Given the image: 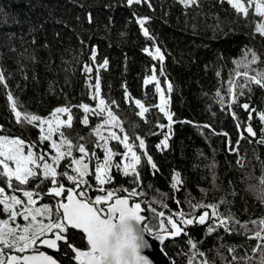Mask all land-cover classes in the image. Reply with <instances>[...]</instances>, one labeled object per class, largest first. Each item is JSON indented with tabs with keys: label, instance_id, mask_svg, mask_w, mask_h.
<instances>
[{
	"label": "trees",
	"instance_id": "16d2710c",
	"mask_svg": "<svg viewBox=\"0 0 264 264\" xmlns=\"http://www.w3.org/2000/svg\"><path fill=\"white\" fill-rule=\"evenodd\" d=\"M151 3L152 8L146 4L129 7L126 0H0V71L9 85L7 89L0 85V134L38 142L40 133L35 127L15 122L7 99L11 91L23 109L41 117H47L57 107H71L73 126L62 131L74 141L78 137L94 140L92 131L100 118L89 114V124L85 126L81 123L85 114L75 106L84 103L95 107L88 85L95 82L97 64L107 59V69L99 71L101 95L117 102L118 108L112 106L114 114L130 137L138 135L145 139L147 152L159 169L153 173L144 158L140 169L144 186L151 185L153 190L174 195L181 201L191 197L193 202H212L224 197L229 204L221 205V211L230 212L241 221L264 217V186L259 184L264 177V146L243 141L240 152L244 166L240 167L236 164L237 157L227 149L228 137L203 127L211 125L216 132H226L236 141L237 121L230 111L222 110L216 92L227 88L226 81L235 68L233 60L240 57L245 46L264 57V37L254 35L247 20L237 17L227 4L220 5L217 0H202L198 9H185L177 0H151ZM89 13L94 17L93 23L88 22ZM140 17H150L144 26L154 39L143 35ZM155 46L165 54V76H160V62L144 51L154 50ZM93 51L95 62L90 58ZM85 64L92 67L90 74L83 71ZM153 65L161 87L166 90L169 82L173 86L171 93H167L169 109L174 114L173 120L180 121L172 125L169 146L163 151L157 145L168 129L161 130L155 125L157 122L167 125L168 121L154 107L159 101L154 85L147 88L143 85ZM261 66L264 65H257ZM125 86L132 98L141 99L149 107L145 118H140L136 114L139 109L126 100ZM252 89L251 103L264 110V89L255 85ZM247 98L240 97V102ZM233 107L240 120L245 121L248 114ZM251 123L258 132L262 129L258 118ZM110 145L118 152L124 151L115 141ZM40 147L50 151L47 142ZM65 163H61V169ZM176 172L183 181L179 192L171 188V178ZM112 175L113 183L105 185L106 188L133 187L130 178L116 169ZM87 179L96 186L93 176ZM65 186L71 185L65 182ZM89 195L96 192L90 191ZM149 195L158 196L152 190ZM166 202L170 209H177L173 199ZM41 203L53 204V199L46 197ZM184 207L187 208L186 202ZM206 227L195 225L188 231L194 240L203 241L200 247L215 258L216 264H222L215 255L221 243L217 235H224L228 243L246 242L243 236H228L222 231L208 236ZM71 238L83 246L79 233H72ZM186 240L187 237L181 236L167 241V253L174 256L177 250L186 248ZM65 251L71 256L69 250ZM162 251L168 258L164 246ZM55 258L62 264L71 263L63 252ZM177 260L185 264L183 257Z\"/></svg>",
	"mask_w": 264,
	"mask_h": 264
},
{
	"label": "snow or ice",
	"instance_id": "6c2138e0",
	"mask_svg": "<svg viewBox=\"0 0 264 264\" xmlns=\"http://www.w3.org/2000/svg\"><path fill=\"white\" fill-rule=\"evenodd\" d=\"M177 2L185 9H198L202 6V0ZM217 3L227 4L237 17L247 20L253 26L254 35L264 37V0H217ZM126 4L129 7L133 4L153 7L151 0H126ZM149 19L140 17L138 23L143 35L154 39L144 26ZM88 22H94L91 13L88 14ZM144 51L153 60L160 62V76H165V54L161 48L155 46L154 50L145 48ZM90 58L96 61L95 51ZM233 64L235 68L226 81L227 88L217 91L216 97L222 110L230 111L237 121L238 138L233 142L228 133H218L208 124L203 127L213 134L228 137L227 149L237 157L236 164L243 167L241 143L247 140L248 143L264 146V110H259L251 103L252 86L264 89V66L257 67L264 65V57L245 46ZM107 67V59L97 64L95 82L90 81L88 85L92 91L91 99L97 102L96 106L93 108L84 103L75 106L83 110L85 115L81 123L85 126L89 124V114L100 118L101 122L94 127V140L78 137L74 141L62 131L64 127L70 129L73 126L71 107H57L45 118L23 109L11 91L7 93L15 122L32 125L39 129L40 134L38 142L0 134V264H62L52 255L41 251V247L63 252L72 264H153L145 252L151 250L156 241L164 246L170 264H179L177 257H183L185 264H216L215 258L209 257L200 247L203 241L194 240L190 235L188 229L195 225H206L208 236L222 231L228 236L239 235L245 238V243L235 244L228 243L224 235H217L221 243L215 255L222 264H264V217L241 221L232 213L221 211V205L229 204L224 197L212 202H193L191 197L181 201L174 195L153 190L151 185L144 186L140 171L144 158L153 173L159 169L147 152L145 139L138 135L130 137L114 114L112 106L118 108L117 102L101 95L99 71ZM82 68L85 73L93 71L87 64ZM0 85L6 89L9 87L3 71H0ZM143 85L145 88L154 85L155 92L159 94V103L154 107L168 121L167 125L159 122L155 125L161 130L166 127L168 129L157 145L163 151L169 146L172 125L180 122L173 120L174 114L169 109L170 97L165 96V91L171 93L173 86L169 82L166 90L161 87L155 65L151 67L150 75L144 78ZM242 96L248 97L243 103L240 102ZM125 98L139 109L136 114L145 118L149 107L141 99L132 98L126 86ZM234 105L248 114L245 121L240 120ZM254 118L261 122L262 129L259 132L251 123ZM116 128L123 135L113 130ZM102 129L107 131V135L103 134ZM81 140L87 143H80ZM111 141L121 145L124 151L118 152L110 145ZM45 142L50 151L40 147ZM88 144H91V148ZM96 149L103 152L102 158ZM74 152L79 155H74ZM117 156L120 157L118 161L115 160ZM65 161L61 169V163ZM113 169L129 177L133 187L106 188L105 185L113 183ZM89 176H94L95 187L87 179ZM171 180V188L179 192L183 186L180 173L176 172ZM65 182L71 186L66 187ZM259 184L264 186V177L260 178ZM149 190L158 196L149 195ZM90 191L97 194L90 196ZM46 197L55 199V204L41 203ZM168 199H173L177 209L169 208L166 202ZM185 202L187 208L184 207ZM70 229L79 230L83 234L85 247L73 242ZM181 236L187 237V247L177 250L174 256L167 253L166 242ZM253 240L255 244L247 243ZM60 242H63V246ZM65 249L73 255L69 256Z\"/></svg>",
	"mask_w": 264,
	"mask_h": 264
},
{
	"label": "water",
	"instance_id": "95a60500",
	"mask_svg": "<svg viewBox=\"0 0 264 264\" xmlns=\"http://www.w3.org/2000/svg\"><path fill=\"white\" fill-rule=\"evenodd\" d=\"M71 230L80 233L79 230H75V229H71ZM80 234L83 236L82 233ZM84 242L86 243L85 240ZM41 249L54 252L53 250L47 249L46 247H41ZM145 254L149 256L153 264H170V261L162 251V245H160L158 241L155 242V246L151 250H146Z\"/></svg>",
	"mask_w": 264,
	"mask_h": 264
},
{
	"label": "rangeland",
	"instance_id": "374dc122",
	"mask_svg": "<svg viewBox=\"0 0 264 264\" xmlns=\"http://www.w3.org/2000/svg\"><path fill=\"white\" fill-rule=\"evenodd\" d=\"M167 93H168V92L166 91V94H165L166 98H167ZM158 95H159V94H158ZM96 103H97V102H96ZM158 103H159V101H158ZM95 106H96V105H95ZM93 108H94V107H93ZM81 110H82V109H81ZM82 111H83V110H82ZM49 115H50V114H49ZM49 115H48L47 117H49ZM105 115H106V113H105ZM47 117H46V118H47ZM64 119H66V118L64 117ZM99 123H100V122H99ZM113 130L117 131L118 134L123 135V133H119V129H118V128L113 129ZM92 132H93V135H94V129H93ZM102 132H103V134L107 135V131H106L105 129H102ZM163 138H164V136H163ZM163 138H162V140H163ZM162 140H161V141H162ZM161 141H160V142H161ZM159 144H160V143H159ZM98 150H99V152L101 153V158H102V157H103V152H102L100 149H98ZM93 172H94V169H93ZM119 172H120V171H119ZM120 173H122V172H120ZM93 180H94V176H93ZM94 182H95V180H94ZM95 183H96V182H95ZM94 187H95V186H94ZM93 192H95V191H93ZM96 194H97V193H96ZM94 196H95V195H94ZM94 196H93V197H94ZM54 202H56L55 199H54Z\"/></svg>",
	"mask_w": 264,
	"mask_h": 264
},
{
	"label": "flooded vegetation",
	"instance_id": "af4514ba",
	"mask_svg": "<svg viewBox=\"0 0 264 264\" xmlns=\"http://www.w3.org/2000/svg\"><path fill=\"white\" fill-rule=\"evenodd\" d=\"M76 233V234H78V232H76V231H74V230H71L70 229V234H72V233ZM80 234V233H79ZM81 235V234H80ZM81 237H82V240H83V246H82V248L83 247H85V245H86V243L84 242V239H83V236L81 235ZM61 243V245H63V242H60ZM40 250L41 251H44V252H46V253H48V254H50V255H52L54 258L56 257V255H58V253L59 252H56V251H54V252H51V251H46V250H44V249H41L40 248ZM70 251V250H69ZM71 253V252H70ZM71 255H73L72 253H71ZM70 264H72V262L70 263Z\"/></svg>",
	"mask_w": 264,
	"mask_h": 264
},
{
	"label": "built area",
	"instance_id": "2783aa9c",
	"mask_svg": "<svg viewBox=\"0 0 264 264\" xmlns=\"http://www.w3.org/2000/svg\"><path fill=\"white\" fill-rule=\"evenodd\" d=\"M46 118V117H45ZM36 128V127H35ZM37 130H38V132H39V129L38 128H36Z\"/></svg>",
	"mask_w": 264,
	"mask_h": 264
}]
</instances>
